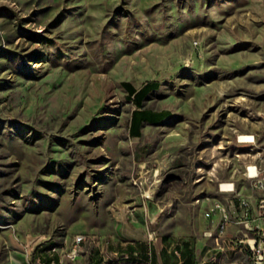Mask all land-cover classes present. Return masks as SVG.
<instances>
[{"label":"rangeland","instance_id":"obj_1","mask_svg":"<svg viewBox=\"0 0 264 264\" xmlns=\"http://www.w3.org/2000/svg\"><path fill=\"white\" fill-rule=\"evenodd\" d=\"M152 81L136 105L125 83ZM139 108L167 118L137 139ZM255 164L264 0H0V264L79 233L142 252L150 236L171 250L190 239L196 264H247L206 235L202 204L225 181L256 194Z\"/></svg>","mask_w":264,"mask_h":264},{"label":"built area","instance_id":"obj_2","mask_svg":"<svg viewBox=\"0 0 264 264\" xmlns=\"http://www.w3.org/2000/svg\"><path fill=\"white\" fill-rule=\"evenodd\" d=\"M250 181L257 182V203L254 204L248 197L239 193L235 182L225 181L220 183L219 191L221 196L216 199L203 201L207 203L205 209H213V217H205L212 226V230L206 233L209 238H213L216 243L224 248L223 243L228 239L231 228L236 229L238 235L231 242L233 247L239 246L238 252L248 257L247 264H264V169L258 164L251 166ZM204 213V212H203ZM246 230L245 232L243 230ZM243 231V232H242ZM44 237L32 238V242L42 244ZM91 239L83 233L74 235L69 239L68 245L62 248H71L70 256H62V248L52 252V258H45L44 253L35 258L33 264H83L80 260V249H87L92 253V248H99L100 264H113V258L130 256L129 264H153V253L151 250L142 252L139 248L130 249L128 244L115 246L114 242L105 236H101V241H92V247L81 248V240ZM181 259V252L175 251ZM32 264V263H31ZM231 264H241L232 262Z\"/></svg>","mask_w":264,"mask_h":264},{"label":"crops","instance_id":"obj_3","mask_svg":"<svg viewBox=\"0 0 264 264\" xmlns=\"http://www.w3.org/2000/svg\"><path fill=\"white\" fill-rule=\"evenodd\" d=\"M158 89H156L154 91H150L141 99V107L144 105L145 100L153 92L157 91ZM131 98H133V100H134V96H131ZM135 112H136V115L132 118L133 131H131V135L133 136V138H137V139L142 136V131L140 129V126L142 124H144V123L150 124V123H154V122H157L159 120L161 121V120L167 118L166 112L152 113L149 111L140 110V108H139V110H136ZM246 172H247V170H246ZM245 176H246V173H245ZM237 189H238L240 194H242L245 197L250 198L254 204L257 203L258 193L256 191H255L256 194L255 193L245 194L239 188H237ZM206 205L207 204L205 202L202 204L203 209L206 207ZM235 230L236 229L231 228V231L228 234V239L226 241H228L229 243L232 240H234L236 237L241 236L240 234L238 235V233H235ZM148 241L149 242L148 243L146 242V245H145V252L151 250V252L153 253V264H182L184 262V260H187V259H188V263H186V264H196V262L194 261V252H195V247H197V245L195 244L194 241H192L190 239L185 240L184 242L177 241L176 244L174 245V250H171V248H169L167 245H165V243H163V242L160 243L158 239L156 241H154L152 236H150L148 238ZM178 249H180L181 251H184V257L182 258V260L179 259L178 256L175 254V251ZM190 253H192L191 257H190ZM189 257H190V260H189Z\"/></svg>","mask_w":264,"mask_h":264},{"label":"bare ground","instance_id":"obj_4","mask_svg":"<svg viewBox=\"0 0 264 264\" xmlns=\"http://www.w3.org/2000/svg\"><path fill=\"white\" fill-rule=\"evenodd\" d=\"M252 136L251 135H247V134H242L240 136V141L242 142H248V141H252ZM248 178H251V167H249L248 172L246 173ZM254 182V187L257 190V182ZM211 199V198H208ZM212 199H216V198H212ZM205 216L206 217H213V209H207L205 211ZM92 241H101V238L98 236H91V239H84L81 240V248H89L92 247ZM58 247V246H57ZM57 250V248H53L51 250H49L48 252H44L48 254V257L45 258H52V252ZM98 253L99 255V248H92V253ZM90 253V251H88L87 249H80V260L83 259L85 254ZM71 255V248H64L62 249V256H70ZM130 263V256H121L119 258H113V264H129Z\"/></svg>","mask_w":264,"mask_h":264},{"label":"trees","instance_id":"obj_5","mask_svg":"<svg viewBox=\"0 0 264 264\" xmlns=\"http://www.w3.org/2000/svg\"><path fill=\"white\" fill-rule=\"evenodd\" d=\"M125 86H127L129 88V93L131 96H134V100L133 102H135L137 105H139L141 107V99L150 91H154L156 89H158L160 87V83L157 81H152V82H148L146 83L142 88H140L139 90L136 89L132 84L130 83H125ZM138 113V112H137ZM136 115V112H134L133 117ZM130 249H133V247L131 246ZM181 252V260L184 257V251H181L180 249H178ZM192 256V253H190V257ZM189 257V260H190ZM195 261V260H194ZM188 263V259L184 260V262L182 264H186Z\"/></svg>","mask_w":264,"mask_h":264}]
</instances>
